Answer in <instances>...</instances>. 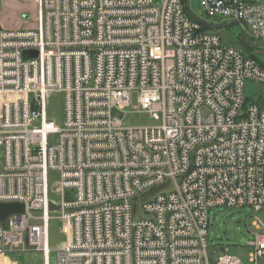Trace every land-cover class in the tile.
<instances>
[{"label":"built area","instance_id":"built-area-1","mask_svg":"<svg viewBox=\"0 0 264 264\" xmlns=\"http://www.w3.org/2000/svg\"><path fill=\"white\" fill-rule=\"evenodd\" d=\"M187 1L36 0L35 28L0 30V204L24 206L0 222V257L50 264L59 212L56 264H244L209 255V212L264 208V68ZM199 1L264 44V0ZM249 81L261 85L252 99ZM129 109L160 125L124 126ZM255 227L249 264H264Z\"/></svg>","mask_w":264,"mask_h":264},{"label":"rangeland","instance_id":"rangeland-1","mask_svg":"<svg viewBox=\"0 0 264 264\" xmlns=\"http://www.w3.org/2000/svg\"><path fill=\"white\" fill-rule=\"evenodd\" d=\"M186 10L190 17H197L209 23L214 28L213 31L222 37L223 46H237V41L243 33L241 25L226 23V26L218 20L208 18L204 15L199 0H188ZM36 24L37 7L35 0H0V30L32 29L36 27ZM247 36V41L251 42L254 47L264 49V44L255 43L249 35ZM260 58L264 60V56L260 55ZM260 89V84L249 81L246 83L245 94L252 99L260 93ZM136 103L137 96L134 95L133 104L136 105ZM132 110H125L122 118L124 126L135 128L160 125V122L152 120L147 113ZM48 111L50 115L62 121L64 117V97L62 94H53L49 98ZM48 179L51 197L61 198L62 194L57 187L61 181L60 173L50 171ZM145 203L146 201L141 202L140 206L142 207ZM51 216L53 219L50 222L49 233L50 249L52 250L50 264H56L57 250L66 241V236L61 230L60 213L56 212ZM256 218L264 223V208L259 212H255L250 207L211 209L207 237L209 255L216 258L226 251L227 254L237 257L244 264H249L252 248L248 243L254 241L255 235L259 232L255 227ZM22 259L26 260L23 264H43V258L38 254L24 255Z\"/></svg>","mask_w":264,"mask_h":264},{"label":"water","instance_id":"water-1","mask_svg":"<svg viewBox=\"0 0 264 264\" xmlns=\"http://www.w3.org/2000/svg\"><path fill=\"white\" fill-rule=\"evenodd\" d=\"M203 24L208 26V27L210 26L209 24H207L205 22H203ZM246 38H247V33H245L241 39L242 45L245 46L246 48H248L249 50L254 51V48L251 47L246 42ZM261 54L264 55V52H262ZM50 209L57 211L59 209V207L54 205V204H51ZM23 212H24V206L21 204H0V222H4L12 214H21Z\"/></svg>","mask_w":264,"mask_h":264},{"label":"trees","instance_id":"trees-1","mask_svg":"<svg viewBox=\"0 0 264 264\" xmlns=\"http://www.w3.org/2000/svg\"><path fill=\"white\" fill-rule=\"evenodd\" d=\"M202 30H203V31H209V28L206 27V26H203V27H202ZM243 36H244V32L240 35V37H239V39H238V41H237V46H242L241 39H242ZM244 49H245V48H244ZM245 50H246V52H247V54H248L249 57H251V58H253L254 60L258 61V62L261 64V66L264 68V62H262V61L260 60V58L256 55V53H253V52H251V51H249V50H247V49H245Z\"/></svg>","mask_w":264,"mask_h":264},{"label":"crops","instance_id":"crops-1","mask_svg":"<svg viewBox=\"0 0 264 264\" xmlns=\"http://www.w3.org/2000/svg\"><path fill=\"white\" fill-rule=\"evenodd\" d=\"M36 7H37V3H36ZM11 259H14V260H11ZM20 260H22V261H20ZM25 261L26 260H24L22 258L17 260L14 257H6V258L0 257V264H23V262H25Z\"/></svg>","mask_w":264,"mask_h":264},{"label":"bare ground","instance_id":"bare-ground-1","mask_svg":"<svg viewBox=\"0 0 264 264\" xmlns=\"http://www.w3.org/2000/svg\"><path fill=\"white\" fill-rule=\"evenodd\" d=\"M37 256V255H36Z\"/></svg>","mask_w":264,"mask_h":264}]
</instances>
